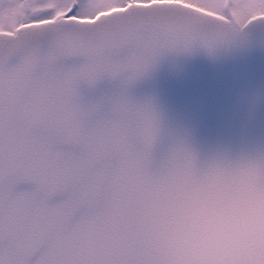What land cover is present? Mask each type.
I'll return each instance as SVG.
<instances>
[{
	"label": "snow or ice",
	"instance_id": "snow-or-ice-1",
	"mask_svg": "<svg viewBox=\"0 0 264 264\" xmlns=\"http://www.w3.org/2000/svg\"><path fill=\"white\" fill-rule=\"evenodd\" d=\"M254 40L264 0H0V264H200L193 222L264 151L201 165L173 138L157 160L159 113L131 89L165 53Z\"/></svg>",
	"mask_w": 264,
	"mask_h": 264
},
{
	"label": "water",
	"instance_id": "water-1",
	"mask_svg": "<svg viewBox=\"0 0 264 264\" xmlns=\"http://www.w3.org/2000/svg\"><path fill=\"white\" fill-rule=\"evenodd\" d=\"M105 80L98 91L112 90ZM131 94L151 100L161 119L159 160L180 138L201 165L238 161L264 151V45L195 48L162 55Z\"/></svg>",
	"mask_w": 264,
	"mask_h": 264
},
{
	"label": "clouds",
	"instance_id": "clouds-1",
	"mask_svg": "<svg viewBox=\"0 0 264 264\" xmlns=\"http://www.w3.org/2000/svg\"><path fill=\"white\" fill-rule=\"evenodd\" d=\"M239 167L234 164L213 190L211 202L219 214L191 226L189 243L200 264H244L253 249L264 251V169L249 178Z\"/></svg>",
	"mask_w": 264,
	"mask_h": 264
}]
</instances>
